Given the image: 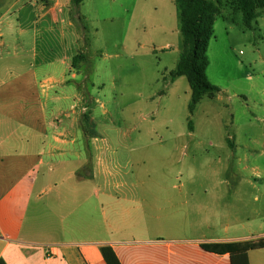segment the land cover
Masks as SVG:
<instances>
[{"label": "crops", "instance_id": "0c3cea01", "mask_svg": "<svg viewBox=\"0 0 264 264\" xmlns=\"http://www.w3.org/2000/svg\"><path fill=\"white\" fill-rule=\"evenodd\" d=\"M70 2L0 0V70L17 82L11 103L0 101V260L106 264L109 246L121 264H231L229 252L203 245L245 243L250 264H264V232L231 233L220 195L146 184L147 147L129 138L136 126L118 131L113 110L101 102L99 115V98L83 92L73 59L84 38ZM3 8L18 17L21 40L10 46ZM95 71L89 81L104 86Z\"/></svg>", "mask_w": 264, "mask_h": 264}, {"label": "rangeland", "instance_id": "374dc122", "mask_svg": "<svg viewBox=\"0 0 264 264\" xmlns=\"http://www.w3.org/2000/svg\"><path fill=\"white\" fill-rule=\"evenodd\" d=\"M222 1L206 71L221 92L205 96L192 114L187 78L170 75L183 50L180 10L172 0H84L75 22L87 60L75 68L84 73V94L99 98V115L104 102L114 112L115 129L127 133L136 126L129 138L147 147L140 166L152 191L215 192L231 233L246 235L264 232V9L248 28L242 13ZM2 13L4 41L16 44L17 14ZM96 67L104 86L89 81ZM14 74L0 70V101L6 104L17 89Z\"/></svg>", "mask_w": 264, "mask_h": 264}, {"label": "trees", "instance_id": "16d2710c", "mask_svg": "<svg viewBox=\"0 0 264 264\" xmlns=\"http://www.w3.org/2000/svg\"><path fill=\"white\" fill-rule=\"evenodd\" d=\"M180 10V31L183 38V50L176 69L171 72L172 79L186 77L191 89V101L189 112L192 114L197 104L205 97H216L221 89L211 84L207 79L209 59L207 49L214 36V24L221 15L222 0L217 3L209 0H172ZM233 6L235 12L242 13V19L246 27L251 28L257 11L264 9V0H226ZM84 0H71V13L78 15V9ZM87 60L85 53H79L73 59V67L77 63ZM88 96V93H85ZM86 126L94 127L89 123V118L84 115ZM191 121L189 126L191 128ZM245 243L204 244V249L211 252H229L231 264H250ZM106 264H121L113 249L109 246L101 248ZM0 264H5L0 260Z\"/></svg>", "mask_w": 264, "mask_h": 264}]
</instances>
